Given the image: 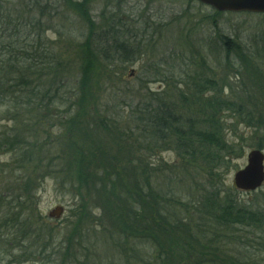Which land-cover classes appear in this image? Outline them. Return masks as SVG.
Masks as SVG:
<instances>
[{
	"label": "rangeland",
	"instance_id": "374dc122",
	"mask_svg": "<svg viewBox=\"0 0 264 264\" xmlns=\"http://www.w3.org/2000/svg\"><path fill=\"white\" fill-rule=\"evenodd\" d=\"M73 1L77 0H60L56 12L48 9V13L51 12L53 17H44L42 22L47 28L46 31L44 30L45 39L53 43L63 63V83L67 84V88H63V91L68 89L74 91L76 86L79 87L82 61L78 57L76 45L86 40L94 29L95 32L97 29H102L103 27L98 28V26L103 25L104 21L105 23L111 21L113 15L120 25L121 34H126L132 42L138 44L137 48L141 56H138L137 61L131 64L125 65L115 61L105 68L96 65L98 68L94 67L93 72L89 74L90 83L88 82L89 84L87 83L84 87L86 93L92 95V101L95 102L85 101L81 103L78 110L80 109L82 114H87L85 117L87 119L90 117L92 121L95 118L99 122L100 119L106 117L105 113L108 118H114L116 126H113V129L117 132L114 133L116 136H105L104 133H100L98 136H102L103 140L101 141L97 136L93 140L94 136H85L88 129L84 128L83 121L80 122L81 131H83L81 136H74V133L73 136L70 135L72 133L70 126L62 134L58 120H64L63 126L68 128L77 107H72L70 112L61 114L59 112L63 109L58 110L59 103L53 104L50 108L54 113V120L52 126L46 129L48 133L29 136L30 141L42 140L44 142L47 139L60 146L69 144L67 150L69 149L70 152L68 156L58 161L63 164L65 159L67 164L50 168L52 173L47 172L46 176L41 179L38 176L39 179H34L33 191H30L29 198L33 205L28 207L32 210L28 222L34 230L38 228L39 233L40 228L43 227L45 230L38 240L34 239L35 237L29 238L33 243L23 256L19 254L21 244L17 240L13 242V245L0 242V251L5 253V258L0 255V264L10 262V257H6L10 246L15 248L13 251L17 256L16 260L10 264H126L128 261L126 256L131 255L129 251L132 250L133 241L125 243V238L123 236L121 238L124 213L129 211V205L128 203L124 205V200L131 196L129 190L132 189V185L129 180H133L135 176L131 171L126 172L121 186L115 183L113 178H108L110 174L107 173V169L111 173L112 168H115L111 161V151L108 148L115 149L117 145L123 149L127 146V151V139L132 140L133 137L135 141L132 140L131 144L136 145V142L141 139L139 137L141 129L144 128L139 118L144 114V106L154 96L152 94L163 98L166 92L167 101L172 100L173 97L178 96L179 91L185 89V85L180 84L184 75L193 76L196 70L205 71L221 86H227L225 88L227 95H240L241 99L251 104L252 101L248 100L247 95L255 94L258 90H261V93L264 91V82L259 79L258 75L264 77V13L218 11L197 0H86L84 11L80 12L76 6L79 12L77 13L75 5L72 4ZM6 2L7 0L2 2L4 18L0 16V23L8 22L6 15L15 17L14 15H17L19 11H29L32 4L30 0ZM225 38H229L243 48H248L250 53L257 50L261 52L263 56L260 58L253 54L255 60L259 62L256 65L257 72L253 66L244 68L239 65L234 66L237 61L233 53H231V65L228 64V59L220 52ZM93 75L94 78H92ZM156 103L155 99L152 106ZM189 105V103H184L175 109L183 117H189L191 112L196 110V107ZM257 106L263 110L262 115H264V103ZM7 107L6 103L0 104V132L12 125L10 119L13 113L7 110ZM253 107L259 111L256 106ZM190 108H193V111L189 110ZM222 117L220 121L223 122L225 128L224 136L230 142L237 144V151L229 157L228 164L216 168L215 174L209 175L208 172L199 169L201 167H191L174 150L162 145L151 153L142 150L135 152L133 149L137 166L135 175L141 179L150 178L153 187L159 188L165 182L163 179L165 176L178 178L187 175L188 172L199 173L200 176L193 180V188L186 189L183 183L177 186L176 191L180 193L178 197L182 203L187 202L188 194H192L191 190H194L193 194L199 197L198 194L201 192L195 188L200 184L202 189H209L213 183L215 189L221 194L225 196L235 194V197L243 204H261L264 199V183L256 191L245 192L234 186L233 179L235 173L246 166L248 152L251 149H261L258 145L264 142H260L263 135L244 123H239V119L230 113H224ZM100 122L108 126L106 120L102 119ZM44 125L47 126L46 122L42 124ZM87 125L90 124L87 123ZM4 137L6 136H0V139ZM105 138H107L106 141ZM63 139H69V143ZM124 140L126 145L121 144ZM11 156V153L0 150V163L3 164L0 165V169H6L5 165L10 161ZM142 165H145V169L138 170ZM16 168L18 169L13 174L7 171L0 172V178L7 184H17V187L22 186L20 182L23 175L31 171L33 167L23 164ZM103 170L105 172H102ZM31 174L35 177L37 172L33 170ZM110 188H112L111 193ZM99 190H102L100 194ZM113 192L122 196H119L120 205L116 204L118 201L115 199L114 201L108 200ZM27 202L30 203L29 200ZM106 203H108V208L105 209ZM57 206H62L63 212L60 216L50 217L49 213ZM191 208L196 210L194 206ZM191 218L192 223L195 224L197 217ZM231 231H234L237 236H243L245 230L234 228ZM51 232L53 238L49 236ZM184 238L186 236L180 234L179 240L185 241ZM134 242L139 253L154 250V245L148 239L144 241L137 239ZM45 243H49L48 251H40V246L43 247ZM72 244L74 247L71 248ZM84 244L86 252H83ZM242 245L245 248L250 247L244 243L230 244L229 252L236 254L244 252ZM61 247L64 250L59 252ZM69 247L71 249H68ZM50 248L53 250H49ZM249 250H254V248ZM145 254L144 260L141 262L140 259L139 264H156L153 253ZM251 256L258 261L261 259L259 264H264V253L254 250ZM205 257H207L206 260H210L209 264H223L212 262L211 259L218 260L212 255ZM225 262V264L230 263L227 260Z\"/></svg>",
	"mask_w": 264,
	"mask_h": 264
},
{
	"label": "trees",
	"instance_id": "16d2710c",
	"mask_svg": "<svg viewBox=\"0 0 264 264\" xmlns=\"http://www.w3.org/2000/svg\"><path fill=\"white\" fill-rule=\"evenodd\" d=\"M5 1H0L1 18H4L2 2ZM9 1L7 0L6 3ZM30 1L32 4L29 11H19L18 16L14 15L15 17L6 15L8 22L0 23V104L6 103L7 110L13 113L10 119L11 127L0 132V136H6L0 139V150L12 154L10 161L5 165L6 169H0V172L7 171L13 174L18 169L16 166L23 164L33 167L31 171L23 175L20 182L22 186L16 187L15 183L7 184L0 178V242L13 245V242L17 240L21 244L20 256L25 255L27 249L29 251V246L31 247L33 243L29 238L35 237L34 239L38 240L45 230L42 227L39 233L38 228L35 231L28 222L32 215V210L28 207L33 205L29 195L34 189V179L45 177L47 172L52 173L50 170L52 167L57 168L67 164L65 159L63 164L58 161L68 156L70 152L69 149L67 150L69 144L60 146L47 139L44 142L30 141L29 136L48 133L46 129L52 126L54 120V113L50 108L55 103H59L58 110L63 109L59 112L61 114H66L72 110V107H77L68 128L63 126L64 120H58L62 134L71 127L70 135L73 136L74 133V136H81L83 131H81L80 122L83 121L84 128L88 129L85 136H94L93 140L97 136L102 141L103 137L98 136L100 133H104L105 136H116L114 133L117 132L113 129V126H116L114 118H108L105 113L106 117L102 119L106 120L108 126H104L100 122L102 119L97 122L93 118L92 121L90 117L86 118L87 114H82L80 109L78 110L81 103L93 100V96L87 94L84 87L90 81L89 74L93 72L94 67H97L96 65L105 68L115 61L126 65L137 61L136 58L141 56L138 52V44L132 42L126 34H121L120 25L113 15L111 21L107 23L104 21L103 25L98 26V28L103 27L102 29H97L96 32L94 29L86 40L76 45L78 57L82 61L80 85L78 84L79 87L76 86L74 91L73 89L63 91V88H67V84L63 83V63L53 43L45 39L44 30L46 31L47 28L42 23L44 17H53L51 12L48 13V9L56 12L60 0ZM85 3H87L86 0H77L72 4L75 7L78 6L81 12L85 8ZM82 18L85 21L83 16ZM221 46L220 52L226 56L229 65H231V53H233L237 61L234 66L239 65L243 68L253 66L257 72L256 65L259 62L255 60L254 55L262 57L260 51L250 53L248 48L233 43L229 38H225ZM258 75L264 82V77ZM180 84H184L185 89L179 91L178 96L169 101H167L166 92L163 98L151 93L154 96L144 106V114L139 118L144 128L141 129V136H139L141 139L136 142V145L131 144L132 140L135 141L133 137L132 140L127 139V151V146L123 148L124 150L117 145L115 149L108 148L112 154L111 161L115 166L111 173L107 169V173L110 174L108 178H113V181L121 186L126 172L131 171L135 176L133 180H129L132 185V189L129 190L131 196L124 200V205L126 203L129 205V211L124 213L121 238L122 236L125 238V243L130 240L134 242L137 239L141 241L148 239L154 245V250L151 252L140 251L139 253L136 250V243L134 242L133 246L132 242V250L129 251L131 255L126 256L128 260L126 264H139L140 259L141 262L144 260L145 253L148 255L153 253L156 264H209L211 262L206 260L207 255L218 259H211L216 263L225 264L227 260L230 262L228 264H259L261 259L258 261L251 254L254 250L264 253V199L261 204H243L235 197V194L230 196L221 194L212 183L210 187L212 189H202L200 184L195 188L201 192L198 194L199 197L193 194L194 190H191L192 194H188L187 202L182 203L178 197L180 193L176 191L177 186L183 183L186 189L193 188V180L200 176L199 173L188 172L187 175L178 178L165 176L163 187L159 188L153 187L150 178L141 179L135 175L137 166L133 149L135 152L142 150L151 153L162 145L174 150L191 167H201L199 169L208 172L209 175L215 174L216 168L228 164L229 157L237 151V144L230 142L224 136L225 128L220 121L224 113H230L239 119V123H244L258 133L261 132L263 140L260 138V142L264 141V118L262 117L264 115H262L263 110L257 106L264 103V91L261 93V90H258L250 96L248 94L247 98L252 101L251 104L241 99L240 95H227L225 93L227 86H221L205 71L199 72V70L194 71L193 76L184 75ZM155 99L157 103L152 106ZM184 103H189L190 107H196L194 111L193 108L189 109L193 111L189 117H183L175 109ZM253 106L259 108V111ZM45 122L47 126H42ZM63 140L69 143V139ZM104 140L106 141L107 138ZM121 144L126 145V141H122ZM258 146L261 149L264 148V142ZM124 151H126L125 155ZM0 165L3 164L0 163ZM144 167L145 165H142L138 170L145 169ZM33 170L37 172L35 177L31 176ZM61 181L64 182L63 179ZM101 191L99 190L98 193L100 194ZM111 191L112 188L109 192ZM119 196L113 192L108 200L115 199L118 201L116 204L120 205ZM107 204L104 205L105 209L108 208ZM191 206H194L196 210H193ZM193 216L197 217L195 224L192 223ZM112 225L114 226L113 222ZM234 228L244 229L243 236L234 234V231H231ZM180 234L186 236L185 241L179 240ZM49 236L53 238L52 232ZM243 243L250 246L245 248L242 245L244 252H238V254L229 252L230 244ZM48 246L49 243H45L43 247L40 246V251L47 252ZM72 246L73 244L71 248ZM83 247V252H86V245L84 244ZM250 248L254 250H249ZM9 249L6 252L8 253L6 257H10L8 264L14 262L17 257L13 251L15 248L10 246ZM63 250L61 247L59 252ZM0 255L5 258L4 252L0 251Z\"/></svg>",
	"mask_w": 264,
	"mask_h": 264
},
{
	"label": "water",
	"instance_id": "95a60500",
	"mask_svg": "<svg viewBox=\"0 0 264 264\" xmlns=\"http://www.w3.org/2000/svg\"><path fill=\"white\" fill-rule=\"evenodd\" d=\"M218 11L264 13V0H198ZM234 186L245 192L258 190L264 183V150L251 149L247 154V164L234 175ZM63 212L57 206L49 213L57 217Z\"/></svg>",
	"mask_w": 264,
	"mask_h": 264
}]
</instances>
